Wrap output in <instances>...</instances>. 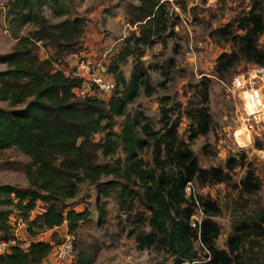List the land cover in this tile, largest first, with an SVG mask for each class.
Here are the masks:
<instances>
[{"label":"trees","instance_id":"16d2710c","mask_svg":"<svg viewBox=\"0 0 264 264\" xmlns=\"http://www.w3.org/2000/svg\"><path fill=\"white\" fill-rule=\"evenodd\" d=\"M258 5V0L253 1L235 26L228 23L213 31L238 46L217 57V73L233 67L238 59L264 64V52L257 47V39L264 31L262 8ZM45 8L60 20L51 22L43 13ZM71 9L66 0H3L0 7L9 35L14 39L11 50L0 54V63L6 66L0 70V102L6 103L0 106V150L15 148L29 158L24 166L26 186L0 184V240L13 236L19 219L25 225L22 232L27 237L26 247L20 240L0 253V264H42L47 257L51 264L52 251L63 232L57 228L63 225L75 235L69 264H94L95 243L81 232L76 235L79 227L91 220V212L87 205L77 209L82 200L70 202L84 184L95 185L99 198L115 195L128 211L135 208L136 200L143 204L149 211L150 231L136 235V239L160 246L176 257V264H231L227 253L215 245L219 226L210 216L219 212V207L215 201L199 196L209 216L201 220L199 227H191L188 218L196 202L192 195L187 198L184 193L188 182L202 178L221 181L225 175L218 168H212L207 175L192 151L179 146L176 140L179 118L171 121L168 108L162 109L160 135L148 122L140 124L141 112L135 115L128 112L129 104L141 90L146 96L154 92L149 70L140 58L142 48L161 42L168 30L170 22L162 0H138L129 5L126 22L136 24L139 32L135 35L133 31L122 39L108 67L102 63L115 83L111 93L100 91L97 85L78 93L88 78L80 65L99 60L86 40L90 16L72 13ZM104 12L111 14L110 10ZM129 56L133 57V65L127 78L121 65ZM201 96L207 101L206 90ZM196 113L200 118L207 117L202 110ZM187 114L192 116L190 112ZM115 117H124L120 131L114 129ZM201 121L205 132L207 121ZM141 130L147 133L148 140L141 136ZM119 140L125 159L99 160V153L105 159L115 154ZM149 143L154 147L155 168L147 167L139 156V151ZM169 164L178 170L174 171ZM238 164L243 161L232 166ZM104 177L112 179L102 180ZM245 179L244 189L253 192L246 188L253 179L250 170ZM99 210L103 215L104 207ZM249 223L241 222L235 228L237 233L229 235L231 248L249 236L245 231L255 224ZM46 231L52 232L47 238L42 236ZM195 239L208 250V261L199 260Z\"/></svg>","mask_w":264,"mask_h":264},{"label":"rangeland","instance_id":"374dc122","mask_svg":"<svg viewBox=\"0 0 264 264\" xmlns=\"http://www.w3.org/2000/svg\"><path fill=\"white\" fill-rule=\"evenodd\" d=\"M253 1L255 0H162L170 22L168 30L162 35L161 42L150 45L145 50L142 48L143 56L140 58L149 70L154 92L146 96L141 90L137 99L128 106L131 115L141 112L140 124L148 122L158 135L162 134V109L168 108V118L171 121L179 118L176 133L179 146L192 151L199 166L208 172L207 175H210L212 168H218L225 175V179L221 181L202 178L191 181L189 186L191 195L198 202L193 214L200 221L209 215L204 212L199 196L215 201L219 207V212L210 216L219 226L215 245L227 253L231 264H264V75L260 82L263 118L255 123L247 118L248 112H255V109L250 100L246 99L243 89L232 90V81L235 77L247 80V72L260 64L238 59L233 67L217 73V57L221 53H231L238 46L214 35L213 31L228 23L235 26L236 20L251 8ZM66 2L72 6V13H87L90 16L86 40L96 50L95 58L107 67L122 39L133 31L135 35L139 32L136 24L126 22L129 5L136 4L138 0ZM258 2L264 18V0ZM43 10L51 22L60 20L47 8ZM104 10H110L111 14ZM3 19V12L0 10V54L9 52L14 44ZM93 39L94 43L90 44ZM257 47L264 52V31L257 39ZM132 65L131 56L121 65L127 78ZM261 66L264 67V64ZM5 68L0 63V70ZM204 90L207 91V101L201 96ZM5 104L0 102V106ZM258 107L256 106V110ZM196 110H202L207 117L196 116ZM123 119L124 117L114 118L115 130L120 131ZM201 120L207 121L205 132L201 127ZM140 134L149 139L145 131L141 130ZM122 148L123 144L119 140L115 154L105 159L99 153V160L115 162L120 158L123 161L125 153ZM153 151L152 143L139 151V156L149 168H155ZM237 161H243V164L233 167V163ZM27 162L29 158L15 148L0 150V184L26 186L24 166ZM169 166L174 171L178 170L177 166ZM247 170L252 172L253 179L249 181V185L246 184V188L253 192L246 191L243 186ZM109 179L112 177H104L102 180ZM98 199L100 201L97 203ZM76 200L83 201L77 204V209L87 205L91 212V220L83 223L76 235L81 232L95 243L94 264H176V257L160 246L140 243L136 239V235L141 236L150 231L149 211L138 200L135 201V208L128 211L122 208L115 195L99 198L96 186L89 184L82 185L76 199L70 202ZM101 206L104 207L103 215L99 210ZM243 221L255 223L249 225L253 229L245 231L249 236L231 248L228 237L231 233H237L235 228ZM51 233L46 231L42 236L47 238ZM26 238V233L21 231L19 241L24 242L23 247H26ZM194 246L201 262L210 259L208 250L199 239L194 240Z\"/></svg>","mask_w":264,"mask_h":264},{"label":"built area","instance_id":"2783aa9c","mask_svg":"<svg viewBox=\"0 0 264 264\" xmlns=\"http://www.w3.org/2000/svg\"><path fill=\"white\" fill-rule=\"evenodd\" d=\"M3 0H0V7L2 6ZM87 79L82 82L81 87L78 90L79 94H83L92 86L97 85L100 91L105 93H111L115 87L113 77L107 74L106 67L97 62L95 64L82 63L79 67ZM248 79L243 77H235L232 81V90L243 89L246 93V99L250 100L251 106L255 109V112H248L247 118H251L252 121L258 123L263 118V92L260 82L263 80L264 67L261 65H255L248 72ZM260 94V96H259ZM261 100V101H260ZM261 102V104H260ZM256 106H259L256 110ZM188 182L184 187L185 197L189 198L190 185ZM193 196V195H192ZM198 205L196 197L193 196ZM200 220L195 214H191L188 218V223L191 227H199ZM25 225L22 220H18L16 227L13 231V236L7 240H0V253L8 250L9 247L16 245L19 242L21 231H23ZM75 241V235L69 233L66 229L63 230L61 239L57 243L52 251L53 262L51 264H69L73 253V243Z\"/></svg>","mask_w":264,"mask_h":264},{"label":"crops","instance_id":"0c3cea01","mask_svg":"<svg viewBox=\"0 0 264 264\" xmlns=\"http://www.w3.org/2000/svg\"><path fill=\"white\" fill-rule=\"evenodd\" d=\"M93 38H94V36H93ZM90 44H91V42H90ZM65 228H66L65 225H63V226L57 228V230H64ZM49 258L50 257H47V259L42 264H49L50 263V259Z\"/></svg>","mask_w":264,"mask_h":264}]
</instances>
